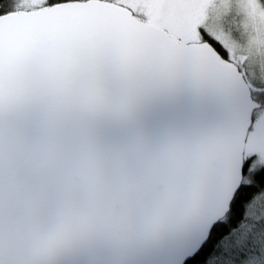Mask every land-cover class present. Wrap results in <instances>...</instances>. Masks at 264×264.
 <instances>
[{
  "label": "snow or ice",
  "instance_id": "1",
  "mask_svg": "<svg viewBox=\"0 0 264 264\" xmlns=\"http://www.w3.org/2000/svg\"><path fill=\"white\" fill-rule=\"evenodd\" d=\"M0 264H264V0H0Z\"/></svg>",
  "mask_w": 264,
  "mask_h": 264
}]
</instances>
